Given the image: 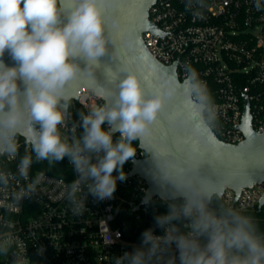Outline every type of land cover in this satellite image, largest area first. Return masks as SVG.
<instances>
[{
  "label": "clouds",
  "instance_id": "1",
  "mask_svg": "<svg viewBox=\"0 0 264 264\" xmlns=\"http://www.w3.org/2000/svg\"><path fill=\"white\" fill-rule=\"evenodd\" d=\"M117 2L104 0L108 6ZM203 7V0H186L185 10L194 20L203 18ZM254 7L264 11V0H254ZM103 12L99 0H78L67 14L60 0H0V157H19L15 172L0 166V208L6 213L0 216V256L9 257L11 264H29L31 259L13 250L17 238L10 216L38 195L46 179L43 172L30 175L33 155L50 166L65 159L72 165L76 178L63 186L60 196L73 215L83 216L89 198L114 199L118 182L128 179L125 164L137 155L134 142L151 132L166 102L177 96L171 81L163 94L146 96L130 72L114 86L93 78L90 92L100 103L77 113L78 122L69 130L68 85L108 55ZM141 43L138 36L129 37L130 48L139 50ZM6 52L11 66L3 60ZM186 72L182 107L170 122L211 147L218 108L197 71L188 66ZM21 137L30 149L23 156ZM147 174L154 190L141 203L150 208L159 199L166 210L153 216L139 244L116 257L115 264H264V234L254 217L223 202L221 185L207 173L196 150L182 161L158 154ZM45 252L44 245L36 247L37 256Z\"/></svg>",
  "mask_w": 264,
  "mask_h": 264
},
{
  "label": "built area",
  "instance_id": "2",
  "mask_svg": "<svg viewBox=\"0 0 264 264\" xmlns=\"http://www.w3.org/2000/svg\"><path fill=\"white\" fill-rule=\"evenodd\" d=\"M186 0H156L150 9V20L160 34H142L148 51L162 64L177 66L179 78L186 79L188 66L194 68L207 85L218 108L219 122L216 136L229 145L245 140L239 129L244 117V97L250 104L252 128L264 133V11H257L254 0H203V18L193 19L185 10ZM100 103L90 90L71 99L68 112L71 124L78 122L77 113H87ZM69 130L62 132L70 135ZM79 134V130H77ZM20 156L26 146L19 140ZM137 155L125 164L128 179L118 182L114 199L96 202L89 198L88 210L75 216L66 199L61 198L63 186L70 184L76 174L71 164L63 177L49 174L41 167L47 161H35L30 175L41 172L45 181L38 195L25 200L10 218L17 245L13 250L27 253L29 264H115V258L139 244L143 230L153 224V216L165 212L164 201L155 199L153 207L145 208L141 201L148 190L140 175H133V162L146 158L139 140L134 142ZM17 160L0 157V166L15 172ZM67 160V159H66ZM63 181V184H61ZM264 195V182L243 188L239 193L225 189L223 202L242 211L259 207ZM0 208V216H5ZM4 231L0 228V232ZM44 245L43 257L36 255V247ZM10 261L9 257H4Z\"/></svg>",
  "mask_w": 264,
  "mask_h": 264
},
{
  "label": "water",
  "instance_id": "3",
  "mask_svg": "<svg viewBox=\"0 0 264 264\" xmlns=\"http://www.w3.org/2000/svg\"><path fill=\"white\" fill-rule=\"evenodd\" d=\"M156 0H118L113 6L104 4V27L109 40L108 55L100 58L98 65H89L80 77L68 85L71 99H77L80 92L90 90L93 78L100 83L115 85L116 81L126 72L134 73L140 80L146 96L165 91L171 81L177 88V96L167 101L157 122L152 125L151 132L139 140L140 148L147 157L133 162V175H140L148 185L146 196L154 190L153 179L147 174L149 163L158 154H166L177 160H184L196 150L205 165L207 173L221 185L222 191L231 189L239 193L243 188L264 182V133L257 134L252 128L250 104L244 97V117L239 129L244 133V142L229 145L217 136L213 146L200 144L195 137L183 128L170 122V116L182 107V81L177 66H166L159 62L146 48L142 34L152 31L160 34L150 20V9ZM78 0H60L64 13H69ZM131 35L139 37V50L130 48L128 40ZM143 53L144 59H139ZM3 60L11 66L14 62L6 52ZM82 69L86 64L81 61ZM70 99V100H71ZM216 135V134H215ZM145 196V197H146ZM264 207V195L259 209Z\"/></svg>",
  "mask_w": 264,
  "mask_h": 264
},
{
  "label": "trees",
  "instance_id": "4",
  "mask_svg": "<svg viewBox=\"0 0 264 264\" xmlns=\"http://www.w3.org/2000/svg\"><path fill=\"white\" fill-rule=\"evenodd\" d=\"M41 169L57 177H63L64 173L67 170L69 171V165L65 159L62 163L53 164L50 167L43 166ZM244 214L253 216L258 225L259 231L264 234V207L261 210L257 208L253 211L245 212Z\"/></svg>",
  "mask_w": 264,
  "mask_h": 264
},
{
  "label": "rangeland",
  "instance_id": "5",
  "mask_svg": "<svg viewBox=\"0 0 264 264\" xmlns=\"http://www.w3.org/2000/svg\"><path fill=\"white\" fill-rule=\"evenodd\" d=\"M0 264H11V262L6 261L4 257L0 256Z\"/></svg>",
  "mask_w": 264,
  "mask_h": 264
}]
</instances>
